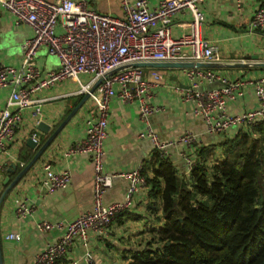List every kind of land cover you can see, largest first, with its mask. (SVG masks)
<instances>
[{"label": "crops", "instance_id": "obj_1", "mask_svg": "<svg viewBox=\"0 0 264 264\" xmlns=\"http://www.w3.org/2000/svg\"><path fill=\"white\" fill-rule=\"evenodd\" d=\"M84 1L89 7L102 12L122 13L120 0ZM159 1L149 0V4L155 6ZM240 2V10L236 9V0H203L200 4L204 14L203 35L215 45L213 60L202 61L201 66L233 80L264 76V33L250 29L248 24L262 0ZM188 14L185 10L178 16ZM55 29L58 33L62 27L58 24ZM32 35L29 24L16 23L13 14L0 5L1 63L20 65L21 44ZM36 64L41 70H50L58 66V59L42 46L37 51ZM188 68L144 66V76L153 81L148 101L157 107L150 120L162 141L176 140L186 130L199 134L197 154L199 160L204 157L208 165L223 157L222 141L243 130L237 126H230L221 132L206 130L205 120L192 112L196 102L185 100L173 91L174 85L189 83ZM155 74L158 75L156 79L153 77ZM80 78L86 80L88 75L81 74ZM220 85L221 82L215 80L205 83L203 88ZM75 87L74 82L64 79L33 94L35 98L43 99L40 113L33 115L31 108L26 109L13 137L7 141V147L0 150V198L13 184L0 203V264H31L34 255L43 249L46 239L55 241L64 232L63 227L43 235L37 229L39 221L66 223L75 218L79 211L92 206V154L90 151L66 152L86 135V120L95 109L89 98L82 102L49 145L24 170L38 146L82 99L83 95H64ZM9 91V86L0 88V106L5 103ZM258 106L252 87L246 86L244 96L227 104L226 110L236 114ZM39 122L46 123L49 129L46 131L38 127ZM141 126L137 102L128 103L119 97L110 99L106 135L102 141L105 172L132 170L141 165L146 177L153 175L154 167L161 158L149 138L136 135ZM32 135L38 139L33 147L27 143ZM182 148L181 144L168 146L167 160L173 163L181 177H185L188 172L178 153ZM46 162L57 172L68 169L72 176L71 183L49 191V180L43 169ZM128 184L123 177H113L105 191L104 203L124 200ZM149 190L150 186L135 194L129 210L113 219L106 234L91 232L86 245L75 239L67 253L54 264H70L74 258L82 257L86 252L95 264H127L134 250L144 246L153 238V234L155 237L156 233H161L160 229L166 221L159 200L152 197ZM18 201L31 205L32 212L19 217L16 212ZM10 232H18L19 239L7 237Z\"/></svg>", "mask_w": 264, "mask_h": 264}, {"label": "built area", "instance_id": "obj_2", "mask_svg": "<svg viewBox=\"0 0 264 264\" xmlns=\"http://www.w3.org/2000/svg\"><path fill=\"white\" fill-rule=\"evenodd\" d=\"M202 1L160 0L157 5L150 6L149 0H120L122 13L115 14L89 7L84 0H0V5L13 14L16 23H27L33 30V35L21 44L20 65L0 62V88L10 87L5 103L0 106V150L7 147V141L13 137L26 109L31 108L33 115L40 113L43 99L35 98L33 94L57 81L68 79L74 82L76 87L64 95L88 94L95 108L86 120L85 137L66 151H90L92 154V206L79 211L66 223L39 221L37 229L43 235L63 227L64 232L55 241L46 239L43 249L34 255L31 264H54L67 253L75 239L86 245L91 232L106 234L113 219L129 210L135 194L149 187L141 165L112 173L103 169L105 151L102 141L106 135L111 98L137 102L142 126L136 135L149 138L161 159H167L168 146L181 144L183 148L178 153L187 172L198 163L199 134L186 130L176 140L159 139L150 120L157 107L148 101L153 81L144 76V66L128 64L145 61L211 62L215 45L203 35ZM236 9H241L240 0H236ZM185 10L189 12L187 16H178ZM58 24L62 29L57 33L55 28ZM248 24L250 29L264 33V0ZM42 46L57 57L56 68L41 70L37 66L36 54ZM81 74H87L88 78L82 80ZM188 74L189 83L174 85L173 91L185 100L196 102L192 112L205 120L208 132H221L230 126L245 131L264 123V76L233 80L196 65L188 68ZM153 77L156 79L158 75ZM215 80H219L221 85L203 88L205 83ZM246 86L252 87L259 106L244 109L241 113H229L227 104L243 97ZM32 138L38 143L34 135ZM43 169L49 180V191L71 183L68 169L57 172L47 162ZM115 176L128 180L126 197L105 204V191ZM32 210L31 205L18 201L16 212L19 217L30 214ZM7 237L19 239L20 234L10 232ZM70 264L95 262L86 252Z\"/></svg>", "mask_w": 264, "mask_h": 264}, {"label": "trees", "instance_id": "obj_3", "mask_svg": "<svg viewBox=\"0 0 264 264\" xmlns=\"http://www.w3.org/2000/svg\"><path fill=\"white\" fill-rule=\"evenodd\" d=\"M181 177L161 159L147 177L166 219L127 264H264V123L221 143Z\"/></svg>", "mask_w": 264, "mask_h": 264}, {"label": "water", "instance_id": "obj_4", "mask_svg": "<svg viewBox=\"0 0 264 264\" xmlns=\"http://www.w3.org/2000/svg\"><path fill=\"white\" fill-rule=\"evenodd\" d=\"M201 64H202V62H199V61H197V62H193V61H145V62H134V63H130V64H128V66H150V65H152V66H188V67H191V66H194V65L201 66ZM96 84H94V86ZM86 98H88V94H84L82 96V99L70 110V112L58 124V126L51 132V134L45 139V141L38 146L35 154L31 158V160L28 162V164L25 166L24 170L26 168H28V166H30L36 160V158L41 154V152L49 145V143L54 139V137L61 130V128L64 126V124L71 118V116L75 113V111L80 107V105L82 104V102ZM38 127L42 128L43 130H46V131L49 129V126L46 123H44V122H39L38 123ZM27 143L30 146H32V147L37 145V142L32 137H29L28 138ZM12 185L13 184H11L10 186H8V188L2 194V196L0 198V203L2 202L3 197L5 196V194L8 192L9 188Z\"/></svg>", "mask_w": 264, "mask_h": 264}, {"label": "rangeland", "instance_id": "obj_5", "mask_svg": "<svg viewBox=\"0 0 264 264\" xmlns=\"http://www.w3.org/2000/svg\"><path fill=\"white\" fill-rule=\"evenodd\" d=\"M161 235V233L160 234H158V233H156V236L154 237V234H153V236L152 237H154L155 239H154V242H155V240H156V242H158L159 240V236ZM151 237V238H152Z\"/></svg>", "mask_w": 264, "mask_h": 264}]
</instances>
